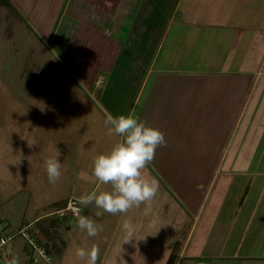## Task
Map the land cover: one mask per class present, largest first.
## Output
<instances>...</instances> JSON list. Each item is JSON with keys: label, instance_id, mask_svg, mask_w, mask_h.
Masks as SVG:
<instances>
[{"label": "rangeland", "instance_id": "rangeland-1", "mask_svg": "<svg viewBox=\"0 0 264 264\" xmlns=\"http://www.w3.org/2000/svg\"><path fill=\"white\" fill-rule=\"evenodd\" d=\"M150 1L151 6L157 5L158 19L144 22L142 13H134L138 5L129 12L126 9V13L118 10L117 14L103 16L112 27L108 33L118 37L121 44L128 42L130 32H142L141 38L145 39L154 32L146 34L141 30L147 23L158 24L159 28L161 22L166 23L175 13L170 19L168 35L167 31L158 30L157 43L162 35L163 42L175 41L172 47L177 56H183L187 65L203 71L212 63L207 58L212 55L217 40L209 38L201 26L194 27L198 31H191L189 36L187 33L182 36L184 24L180 20L184 9L214 14V5L221 11L229 7L233 9L229 15L231 22L244 25L248 21V30L230 36L229 47L236 42L237 46H233L236 48L231 50L243 53L248 38V73L261 63L264 65V0ZM146 2L141 0V8ZM9 15L7 8L0 5V222L7 231L32 223L36 233L49 235L53 241L60 237L63 244L58 239L55 241L58 250L51 251V264H87L75 257L74 242L81 247L98 245L97 264H220L222 258L201 257L197 253L212 254L216 248L221 253H248L249 206L248 199L241 194L245 193L250 178L246 171L248 145H255L254 133L259 129L257 125L253 129L248 127V110L252 104L247 111L240 112L184 110L180 114L167 109L169 112L164 109L172 101V95L165 93L160 80L151 76L131 110L138 86L134 90V86L125 89L123 85L133 84L129 73L136 72L134 62L115 58L111 66L118 80L117 89L97 91L49 45L50 31L39 34L19 24L10 28L14 22ZM167 44H161L162 54ZM139 63L136 65L140 68ZM216 63L220 66L221 62ZM177 65L180 67L181 63ZM210 80L214 84L221 81L222 86L230 83L225 79ZM198 81L194 76L185 78L181 86L191 92L198 87ZM179 82L175 80L174 84ZM150 107L157 110L148 111ZM108 113L113 116L134 113L148 125L160 129L167 145L157 148L154 160L143 170L145 177L158 180L156 196L126 213L104 212L97 217L95 213L103 210L94 203L82 206L78 198L96 186L91 173L92 157L107 152L118 139L109 134V126L104 123ZM228 132L233 134L229 138L227 157L214 163L203 159L200 151L206 150L213 141L224 139ZM55 148L60 151L62 175L52 184L47 178L44 159ZM233 155L236 158H229ZM101 187L110 190V185ZM70 198H76L75 205L69 202ZM58 208L62 210L57 211ZM78 215L90 217L103 230L96 237L87 236L77 227ZM56 221L59 226H55ZM126 221L133 225L134 232L132 240L123 242ZM56 227H59V237L55 239ZM253 247L259 250L260 245L250 248ZM4 256L8 264H30L32 252L28 246L24 247L22 237L16 236L5 247Z\"/></svg>", "mask_w": 264, "mask_h": 264}, {"label": "crops", "instance_id": "crops-1", "mask_svg": "<svg viewBox=\"0 0 264 264\" xmlns=\"http://www.w3.org/2000/svg\"><path fill=\"white\" fill-rule=\"evenodd\" d=\"M8 1L23 17L22 20L12 18V22H14L13 29L16 24H19L22 25L20 27H25L24 29L27 31L32 30L39 34L50 31L47 39L49 45L55 48L57 54L70 68H77L76 70L81 73L82 78L86 77L87 83L92 88H96L97 91L100 89L102 92L108 89V91L113 92L117 89L116 81L118 80L115 78V72L113 66H111L113 61L116 60L115 58L118 57V60L120 58L125 59V63L134 62L132 66L136 72L129 73L132 74L131 78L129 76V81H132L133 84L132 86L131 83L123 85L125 89L130 87L133 89L134 86V90L138 86V89L134 92L135 100L131 105V110L143 90L142 87L151 76L158 78L160 85L163 88L165 87V93L172 95V101L164 109L169 112L171 110L167 109H173L176 113L181 112L180 114H183L184 110L240 112L247 111L250 104H252L250 110H248V127L253 129L257 125L259 129L258 133H254V137L257 135L255 145H248V169L246 171H248L250 178H248V187L245 189V193L241 194L244 199H248L246 202L248 201L249 206L248 246L251 244L248 247V253H237V251L221 253V250L218 249L217 251L216 248L212 254H209L208 251H202L203 254L197 253V256L211 255L222 258L223 263L220 264H264V112L261 109L262 101H264V70L262 69L264 65L261 63L255 70L248 73V38L243 53H235L231 50L236 48L233 47L237 46L236 42L231 45V48L228 44L231 35L235 36L237 32L242 34L245 30H248V21L244 25L231 22L229 15L233 13V9L229 7L221 11L217 5H214V14L210 11L201 13L200 11L189 12V9H184V16L180 20L182 21L180 23L184 24L182 36L186 33L189 36L191 31H198L194 27L201 26L203 32L208 34L209 38L217 40V44L212 47V55L207 58L208 63L212 62L209 69L198 71L191 65H187L183 56L182 58L177 56V52L172 47V44L175 45V41L163 42L164 35H162V39L157 43L158 30L167 31L166 34L168 35V29L171 26L170 19L175 13H172L166 23L161 22L159 28L158 24L152 23H147L144 29L140 28L146 34H150L154 30L145 39L141 38L143 36L142 32H130L128 42L121 44L118 37L108 33L112 30V27L108 26V21H105L103 16H109L112 13V15L117 14L118 10H123L120 13H126V9L129 12L138 5L134 13L135 15L142 13L141 19L144 22H151L154 17L157 18V5L151 6L153 3L150 0L145 3L143 8H141V0H137V4H134L135 0ZM52 23L54 25L51 27ZM167 43H170V45ZM161 44L162 46L168 45L164 54H162ZM123 47L124 49H122ZM223 57H227V59ZM217 60L221 62L220 66L217 65ZM139 61L140 68L136 65ZM178 63H181L180 67H178ZM141 71L143 72L142 76ZM107 72L110 77L105 75ZM134 73L137 74L136 77ZM98 76H101L100 81L97 80ZM193 76L199 79L198 87L192 88L191 92L183 89L184 87L181 86L183 79ZM212 78L225 79L230 83L227 86H222L221 81L214 84L210 80ZM175 80H180V82L174 84ZM139 81L140 83L137 84L136 82ZM160 91H163V89ZM178 93L179 98H177ZM191 96H197V98L193 99ZM189 97L191 99H188ZM107 102L111 103L109 100ZM199 104H202V106H192ZM155 110L157 108L150 107L148 111ZM198 116V119L199 117L203 119L202 115ZM231 134L233 132H228L224 139L213 141L212 145H209L206 150L200 151L201 157L211 159L212 163L215 161L220 162V160L226 158ZM229 158H236V156L233 155ZM243 201L241 200V202ZM252 245H260L259 250L254 247L251 249ZM230 256L232 259H230ZM247 257L248 262H246ZM196 263L202 262L197 261Z\"/></svg>", "mask_w": 264, "mask_h": 264}, {"label": "clouds", "instance_id": "clouds-1", "mask_svg": "<svg viewBox=\"0 0 264 264\" xmlns=\"http://www.w3.org/2000/svg\"><path fill=\"white\" fill-rule=\"evenodd\" d=\"M104 123L109 126V134H114L118 139L107 152L92 157L91 173L97 181L96 186L91 192L78 198V203L82 206L94 203L96 208L102 209L103 212L95 213L97 217L104 212L111 215L126 213L133 206L139 207L156 196L159 182L155 178L145 177L143 170L154 160L157 148L167 145L160 129L148 125L134 113L116 116L108 113ZM59 156L60 151L55 148L44 159L47 178L52 184L62 175ZM102 185H110V190L102 189ZM76 224L89 237H96L103 230L102 225L85 215H78ZM123 229L126 232L123 242L132 240L133 225L126 221ZM73 247L78 260L97 264L98 245L93 243L90 247H81L74 242Z\"/></svg>", "mask_w": 264, "mask_h": 264}, {"label": "built area", "instance_id": "built-area-1", "mask_svg": "<svg viewBox=\"0 0 264 264\" xmlns=\"http://www.w3.org/2000/svg\"><path fill=\"white\" fill-rule=\"evenodd\" d=\"M69 202L75 205L76 198H70ZM73 207L77 208V206ZM77 210H79V208ZM32 229V223H26L19 227L16 231L9 232L0 222V264H8V260L4 256L5 247L16 236H21L31 249L32 257L30 264H51V256L47 253L46 248L31 234Z\"/></svg>", "mask_w": 264, "mask_h": 264}, {"label": "trees", "instance_id": "trees-1", "mask_svg": "<svg viewBox=\"0 0 264 264\" xmlns=\"http://www.w3.org/2000/svg\"><path fill=\"white\" fill-rule=\"evenodd\" d=\"M0 5H3L7 8L8 13H10L9 17L13 18V19H18V20H22L23 17L19 14V12L14 8V6H12V4L8 1V0H0ZM11 26L13 27V25L10 24V28ZM8 34H10V32H8ZM61 209L58 208L57 211H60ZM58 225V222L56 221L55 226ZM59 226V225H58ZM59 228V227H58ZM58 228L56 227V229L54 228V235L53 237H55V239L57 237H59V233H58ZM40 230V227H39ZM36 229L34 230V228L31 231V234L36 238V240L41 243L45 248L47 253L51 256V251H56L58 249H55V244H56V240L58 239L61 242V245L63 244V241L59 238H57L56 240H52V238L49 235H46L42 232H37L36 233ZM41 231V230H40ZM28 246L27 242L24 240V247ZM53 249V250H52ZM52 259V256H51Z\"/></svg>", "mask_w": 264, "mask_h": 264}]
</instances>
